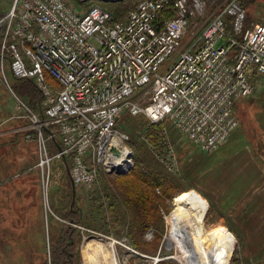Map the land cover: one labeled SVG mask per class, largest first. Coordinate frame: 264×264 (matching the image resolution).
I'll list each match as a JSON object with an SVG mask.
<instances>
[{
	"label": "built area",
	"instance_id": "2783aa9c",
	"mask_svg": "<svg viewBox=\"0 0 264 264\" xmlns=\"http://www.w3.org/2000/svg\"><path fill=\"white\" fill-rule=\"evenodd\" d=\"M214 1L141 0L126 21L113 22L96 3L12 0L0 20V61L41 93V113L18 99L12 115L36 132L39 166L70 157V176L85 187L96 184V166L128 172L133 150L118 124L127 114L170 122L200 153L223 144L239 125L235 104L254 93L252 77L264 75V22L245 27L240 0L208 13ZM50 125L59 140L53 156Z\"/></svg>",
	"mask_w": 264,
	"mask_h": 264
},
{
	"label": "rangeland",
	"instance_id": "374dc122",
	"mask_svg": "<svg viewBox=\"0 0 264 264\" xmlns=\"http://www.w3.org/2000/svg\"><path fill=\"white\" fill-rule=\"evenodd\" d=\"M224 1L226 0L212 2L208 7V13L215 4H221ZM95 2V0L88 1L84 5ZM242 2L247 9L248 22H264V0H242ZM11 3L12 0H0V12L6 13ZM260 77H264V75ZM13 84L14 79L8 63L5 62L3 67L0 61V117L6 118L9 115L18 114L16 105L19 109V103L16 91L12 90ZM259 105L258 107H260ZM16 119L18 118L0 124V264H51L49 255L51 231L57 235L60 234L59 225L62 217L59 213L64 214L68 207L72 208L71 192L69 191V197H64L65 192L63 191L68 178L67 166L63 165L62 160L57 157H53L48 166L44 165L43 168L39 166V145L33 137L29 139V136L32 135L27 134V125L23 124L25 119L22 118L23 122L13 121ZM256 121L259 122V118ZM144 123L145 120L140 119L133 120L130 125L140 132ZM167 124L170 123L167 122ZM168 126L172 130V127ZM175 135L178 136L175 152L170 150L169 156L173 159L174 171H179V176H182L183 179L179 182L178 188L173 191L170 199H165V205L161 208L164 226L161 237L157 240L153 230L150 229L143 234V237L141 236L144 246L139 249L129 243L127 237L116 238L82 228L68 221L70 226L79 228L83 232L79 242L74 246V250L69 248L71 254L73 251L75 252L73 262L70 264H88L90 259L87 254H92L104 247L108 248L110 242L113 241L119 264H156L153 262L155 257L163 258L174 253H181L182 247L175 243L174 233L170 231L168 223L176 208L174 199L179 193L189 190L197 191L205 198L200 192L202 183L197 182V177H200L201 181V173L207 168L206 162H209V158L204 161L202 159L204 153L196 151L188 141L181 138L176 132ZM47 143L49 144H47L48 153L53 156L55 148L49 141ZM210 153H206V155ZM97 183L96 181L92 187H85L84 185L76 187L75 202L82 206L85 205L86 200L90 196H94L95 191L99 190L100 187L98 186L101 182ZM197 185L200 186L197 187ZM205 199L208 204L204 218L206 228L213 229L218 224L227 228L223 222L218 220L210 201ZM51 216L54 218L52 224L50 222ZM231 233L233 234V232ZM91 236H98V238H90ZM84 237L86 238L84 239ZM168 239L170 245L167 243ZM118 241L122 244L117 243ZM87 245L89 248L85 249ZM125 245L138 253L129 250ZM249 251L250 255H247L241 240L235 237L231 263L262 264L264 255L251 253L258 251V245L255 248H250ZM170 260L172 261H168V264H180L173 258Z\"/></svg>",
	"mask_w": 264,
	"mask_h": 264
},
{
	"label": "trees",
	"instance_id": "16d2710c",
	"mask_svg": "<svg viewBox=\"0 0 264 264\" xmlns=\"http://www.w3.org/2000/svg\"><path fill=\"white\" fill-rule=\"evenodd\" d=\"M68 1L79 9H84L94 4L88 3L84 5L85 2L79 0ZM95 1L96 4L108 10L112 15V21L116 22L126 21L129 11L135 8L141 0ZM240 2L244 6L242 0ZM5 14L0 12V20ZM250 23L246 15L245 27H248ZM3 31L4 24L1 22L0 44ZM4 64H2L3 67ZM12 77L14 79L12 90L16 91L17 94L14 93L18 99L25 103L31 111L41 113L42 96L33 81ZM124 116L118 124L129 136L128 144L133 150V166L128 172L119 174L104 172L96 166L97 182H101L98 186L100 187L99 190L95 191L96 194L90 196L83 206L75 202V197L72 208L68 207L64 214L59 213L61 214L60 217H62V224L60 223L59 225L60 234L57 235L51 231L50 235L49 255L51 264H70L73 262L75 252L73 251L71 254L69 248L74 250L73 248L79 242L83 232L79 228L70 226L68 221L82 228L116 238L127 237L129 243L139 249L144 246L141 240L143 234L150 229L153 230L157 240L163 234L164 226L161 208L165 205V199H170L173 191L178 188L179 182L183 179L182 176H179V171H176L179 173L174 171L173 165L172 167L171 165L169 166L170 150L175 152L178 136L175 135L176 131L173 132L175 128L171 123L167 124L168 121L151 123L142 115ZM6 118H10L9 120L11 121L17 117L9 115ZM140 119L145 120V123L139 132L130 124L133 120L137 121ZM13 121L23 122L22 118ZM23 124L28 125L29 121L25 119ZM168 125L172 127L173 131ZM49 129L53 131L55 136V140L51 138L49 142L56 150L59 141L56 127L50 125ZM28 133L32 135L29 139L33 137L36 142V132L27 128ZM176 134L178 135L177 132ZM61 160L63 165L70 166V157ZM67 176L63 190L65 192L64 197H69V191L71 194L73 191L68 172ZM76 187L80 186L76 185ZM76 187L75 193L77 191ZM50 222L51 224L54 222L53 216L50 217ZM170 259H163L156 264H168V261H172Z\"/></svg>",
	"mask_w": 264,
	"mask_h": 264
},
{
	"label": "crops",
	"instance_id": "0c3cea01",
	"mask_svg": "<svg viewBox=\"0 0 264 264\" xmlns=\"http://www.w3.org/2000/svg\"><path fill=\"white\" fill-rule=\"evenodd\" d=\"M258 79L252 77L254 93L234 106L239 125L217 149L202 155L209 162L201 181L197 177L200 192L234 235L216 226L239 238L247 255L257 245L258 251L251 253L264 255V77Z\"/></svg>",
	"mask_w": 264,
	"mask_h": 264
},
{
	"label": "bare ground",
	"instance_id": "6f19581e",
	"mask_svg": "<svg viewBox=\"0 0 264 264\" xmlns=\"http://www.w3.org/2000/svg\"><path fill=\"white\" fill-rule=\"evenodd\" d=\"M174 201L176 208L168 223L170 231L174 233V241L182 247V251L163 258L155 257L153 262L173 258L180 264H232L235 239L222 227L206 228L204 218L207 201L194 190L179 193ZM113 242L108 248L104 247L92 254L84 251L90 259L88 264H119ZM167 243L171 244L169 239Z\"/></svg>",
	"mask_w": 264,
	"mask_h": 264
},
{
	"label": "water",
	"instance_id": "95a60500",
	"mask_svg": "<svg viewBox=\"0 0 264 264\" xmlns=\"http://www.w3.org/2000/svg\"><path fill=\"white\" fill-rule=\"evenodd\" d=\"M49 134H51V132H49ZM53 140H54V138H52ZM58 148H59V146H58ZM67 172H68V174H69V177H70V180H71V184H72V188H73V191H72V199H71V206L73 205V202H74V200H75V187H76V185H75V183H74V181L72 180V178H71V176H70V170H69V167H67ZM86 237H84V239H85ZM90 238H98V236H91Z\"/></svg>",
	"mask_w": 264,
	"mask_h": 264
}]
</instances>
